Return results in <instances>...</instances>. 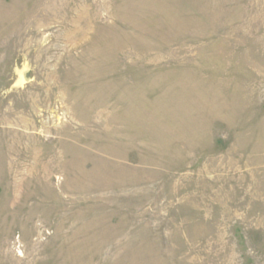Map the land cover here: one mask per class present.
<instances>
[{
  "label": "rangeland",
  "instance_id": "obj_1",
  "mask_svg": "<svg viewBox=\"0 0 264 264\" xmlns=\"http://www.w3.org/2000/svg\"><path fill=\"white\" fill-rule=\"evenodd\" d=\"M0 264H264V0H0Z\"/></svg>",
  "mask_w": 264,
  "mask_h": 264
}]
</instances>
